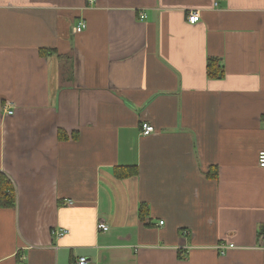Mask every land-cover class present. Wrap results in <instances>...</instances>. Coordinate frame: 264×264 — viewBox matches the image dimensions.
<instances>
[{"label":"crops","instance_id":"crops-1","mask_svg":"<svg viewBox=\"0 0 264 264\" xmlns=\"http://www.w3.org/2000/svg\"><path fill=\"white\" fill-rule=\"evenodd\" d=\"M260 151L264 0H0V264H264Z\"/></svg>","mask_w":264,"mask_h":264},{"label":"built area","instance_id":"built-area-1","mask_svg":"<svg viewBox=\"0 0 264 264\" xmlns=\"http://www.w3.org/2000/svg\"><path fill=\"white\" fill-rule=\"evenodd\" d=\"M87 3L92 4L94 3V0H86ZM145 19V15L144 14H140L138 16V20L142 21ZM200 21V15L198 12H189L186 15V22L189 25H194L197 24ZM85 29V22L84 21H80L74 28H73V33L74 34H80L84 31ZM13 114L12 110H8L6 111V115L7 116H11ZM155 133V129L153 126L149 125V124H142L140 126V135L147 137L150 135H153ZM256 163L257 166L260 169H264V151H260L257 154V159H256ZM160 225H162V223H160ZM97 229L101 232H106L108 230V227L104 224V223H98L97 224ZM66 234L65 230H56L53 232V236L57 237V238H61ZM72 264H91L87 258L85 257H77L73 260Z\"/></svg>","mask_w":264,"mask_h":264},{"label":"trees","instance_id":"trees-1","mask_svg":"<svg viewBox=\"0 0 264 264\" xmlns=\"http://www.w3.org/2000/svg\"><path fill=\"white\" fill-rule=\"evenodd\" d=\"M217 62V61H216ZM215 61L210 60L207 64V75L209 77H215L217 74H220L219 68ZM118 177L120 178H128L136 176L135 168L124 169L119 172ZM14 206V193L11 182L4 176L0 174V209L2 208H10ZM146 215L145 206H141L139 208V216L141 221H144Z\"/></svg>","mask_w":264,"mask_h":264}]
</instances>
